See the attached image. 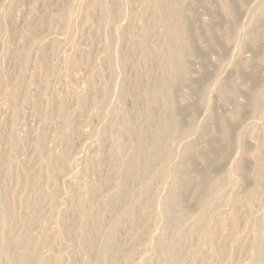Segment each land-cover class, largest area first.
Wrapping results in <instances>:
<instances>
[{
	"label": "rangeland",
	"instance_id": "obj_1",
	"mask_svg": "<svg viewBox=\"0 0 264 264\" xmlns=\"http://www.w3.org/2000/svg\"><path fill=\"white\" fill-rule=\"evenodd\" d=\"M207 1H209V2H207ZM223 1L224 0H222V1L221 0H185V8H184L185 12H184L183 27L185 28V30L188 34V37L192 41V44H193L194 49H195L194 53L188 54L186 57V63L188 64V74L190 73L188 75V77L190 78V80H193V79H195L196 81H202L203 80L201 82V85L203 87L211 84L214 86V88H213L214 90L212 89L208 93L209 103L205 109L197 105V103H196L197 100L195 98L198 97V96L196 97V95H198V94H196V93L194 94V92L191 90V88H190L191 83L183 84L182 86L180 85V86H178L179 88L176 87L173 90V92L171 94L170 101L172 102L173 106L176 109H178L177 112H178V119H180V127H182L183 130L184 129L187 130L188 133L185 134L183 137L176 136L173 149H174V152L177 156H176V158L172 159V161L167 163V164L166 163L164 164L163 162H159V160H154L153 161L154 163L157 161L154 164L153 162L149 161V159L147 158L145 150H144V152L142 151L141 155H140L141 158L139 160V166L140 167H146L145 168L146 174H145V172H142L143 173L142 175L145 174V175H148V177L147 176L143 177L142 175H140L137 178L136 177L132 178V176L127 177L125 174L122 175V170L120 168L121 159L117 158L119 153L121 155V157L119 155V158H123L124 155L125 156L128 155L129 151H130L128 143L125 140L126 139L125 134H124L125 125H123L124 121L122 119L120 120V113H123L124 111H126L125 113H128L130 110V112L128 114H125V113H123V114H124V116L126 115V118H128V119H129V115L131 114L132 117H130V120L131 119L132 120L131 121L128 119H125V120L130 121V122H132V121L135 122V120L137 118V121H141V123L138 122V124H142L145 122V124H142V126L144 125V127H147L149 130H151V128L153 129V127L156 124L160 123L162 120V116L164 115V108L162 107L161 102L154 99L155 100L154 103H153V101H150V102L148 101L149 102L148 103V102H144V100L140 99V100H138L140 102V104L136 105L137 104V96H136L137 94L136 93L138 92V95H139L142 91L145 90V88L149 87V84L151 86V82L153 81V79H155L153 74H155V77H156L158 74L166 72V70L164 71V69H167V67H168V65L166 63V61H167L166 55H165L164 49H163V41H164V36H162V35H164V32H162L163 29H161L159 24L155 25L157 23L154 20L153 12H151V11L149 12V10L146 11L144 9V7L142 6L145 1L144 0H111V2H109L110 6L108 4L109 10L112 9V10H110V12H112V13L120 12V14H122L121 15L122 17L120 16L121 18H116L117 19L116 22L114 21L113 25L110 24V26H112L110 29H109L110 26L105 27L104 22H103V16L98 15V14H100V12L97 8L96 9L93 8L94 10H92V8H91L90 11H88L89 8H87V10H86L85 9L86 7H84L85 6L84 4H86V3L83 4V2H82L81 4L83 7H81V9H82L81 10V13H82L81 17H83V18L81 19V17H80V20H82V22L81 21L78 22V23H80L78 26V28L79 27L80 28L78 29V28H76L78 23L75 24L76 26L72 25L71 22L68 23V21H71V18H68V21H66V20L60 21L59 17L62 15V13L64 11H65L64 12V14H65L66 12H68V9H70L69 11H72L71 9L78 7V5H80L79 0H0V22L2 21V23H4V26H5V30L3 32H0L1 33L0 34V37H1L0 38V77H1L0 79H1V81H2V78H4L3 79L4 81H2V84L0 85V89H1L0 90V162H1L0 163V209L5 211V213H6L5 227L3 228V230L0 227V237H1L0 238V240H1L0 241L1 242L0 243V252H1L2 247L5 245V243L9 242V240L12 241V239H14V238H17V239L20 238V240H21V237H22L23 241L21 240V243H19V249H20L19 251L29 250L28 248L31 249V247L33 248L34 245L37 243V241L42 242L43 247H41L40 249L42 251V259L43 260L41 259V261H45V259L48 258L47 256H49L50 260L52 259V261H53V262L49 261L51 264H61L62 263L61 261H63L64 264H67V263L69 264L70 262L71 263L76 262L78 264L80 262V264L81 263L83 264L85 261L87 262L90 258L92 259V256H88L85 254L83 255L82 250L81 251L79 250L81 248L79 246V239H78L79 234H77V232L80 233V231H81L80 229L82 227H84V224H85V226L87 225L86 227H88L87 229H89V230L90 229L92 230L93 228L96 229V231H95V229H93L92 231H93V233H94V231L97 232L96 238H98L100 241H102V240L104 241L105 235L107 233L109 234V231L112 228L111 226H113V227L115 226V228H114L116 230L115 234L118 237L114 236V237H112V239L110 241V243L113 242V243H111L110 246H112L111 248L115 247L112 250L115 253L112 252L113 257H112V260L110 261L111 263H108V264H114V262H117L115 264H138V263L140 264L141 262L143 264H146L147 261H148L147 263L153 262L154 258L157 259V260L155 259V261L159 260L160 264H170V263L176 264L177 263L176 261H179L177 264H180V260H179V258H177V256H179L177 254V252H179V254H180L181 251H182V254L180 255V258H182V260H181L182 264H188V263L192 264V262H194V264H195L196 261H197L196 262L197 264H198V262H201V263L204 262V264H209V263L210 264H263L264 263V234H262V232L264 230V228H263L264 227L263 226V224H264V193H262L263 194V195H261L262 197L261 196L259 197V199L257 200L258 202L256 201V203H254L252 205V207H253L252 210H254V213H251V215H249V218L245 215H244L245 217L243 215H241L242 217L240 218V220L242 223L240 222V220H239L240 223L238 222L239 227L240 226L241 227L240 228L238 227L239 229L236 232L235 231H232V233L229 232V231H231L229 229V226H225L222 223V220L224 218H227V215L229 216L234 212V210H233L234 208L232 209L234 202H236L238 200V202L241 201L240 203H242V204L244 203L243 205H245V202H246L245 200H247L249 192L251 191V189H249V188L253 187L252 175L258 172L257 171L258 170L257 164L260 161L259 158L262 159L260 162L264 163V160H263L264 150L262 151L263 153L261 152L262 155L259 152V154H258L259 156H258V155H256V149H254V148L258 147V146H256V145H258L257 144L258 142L260 143L261 140L264 141V111H263L264 107L262 108V110L260 112L259 118L249 119L251 117L249 115H248L249 117H247L246 112H245V114L243 113L245 111L244 110V102H245L244 99L245 98H243L244 96H241V94H240V97L238 95V97L236 98L237 99V106L239 107L238 109L232 103H230L231 105L229 107L228 102L226 103L223 100H221L220 96L218 98V95H219L218 89H217L218 85L216 82V81H218L220 83L221 82L222 83L227 82L228 76H230V78H232L234 76V74H235L234 63L235 62L237 63V67H239V68L241 67V69H243V70H241V72H242V71H244V68L242 66L244 64V63H242L243 61H246L249 58H251V61H256V60H258V58H260L259 57V55H260L259 50L258 49L255 50V48H253V47H251V45L247 44L246 43L247 41H245L246 39H245L244 35L246 34V31L248 30L247 25L254 23L259 17H261V12H262L263 8H262V5L260 6L258 3L261 0H251V1L250 0H238V1L237 0H228L231 4L233 1H235V2H233L232 5H234V7L237 9V12H236L237 15L235 13V15L232 18L234 20L235 24H232V19L230 20V19L226 18L227 21L225 19H223L225 16V13L222 12V10L220 9V6H221ZM239 1H242V2H239ZM245 1L247 3H245ZM255 2H257L258 4L257 3L255 4ZM68 5H70V6L68 7ZM64 6H67L68 9L65 10L63 8V10H64L63 11V10H61L62 9L61 7H64ZM255 6H257V7H255ZM67 7H65V8H67ZM72 7H74V8H72ZM242 8L243 9L245 8V10H243ZM96 10H98V11H96ZM117 10H119V11H117ZM6 12H7V14L5 15ZM60 12H61V14H60ZM87 12H90L92 15H90V13H87ZM145 12H149V13H145ZM51 14L53 16L56 14L57 17L54 18L56 15L54 17H52ZM113 15L115 16L116 13ZM150 15H152L153 18ZM69 16H70V13L68 12V17ZM53 18H54V20H53ZM150 19L152 20V22ZM46 20H47V22H46ZM55 20H57L58 22L60 21L61 23H58L59 24L58 25ZM49 21H50V23H53V25L50 24ZM62 21H63V24H62ZM64 22H67V23H64ZM44 23H47L48 26L50 25L49 29H48L47 24H46L47 27L44 26ZM145 23H146V25H145ZM147 23L151 24V25H148ZM62 25H63V27H62ZM225 25H226V27H225ZM72 26H74V28ZM147 26H149V27L151 26V28H149V30L151 29V31L148 30ZM60 28L61 29L63 28V29L59 30ZM76 30H79V31H76ZM143 30L145 32L144 34H142ZM260 30L264 31V28L261 27ZM59 31L62 34H60ZM9 32H10V34H9ZM11 33H12V36H10ZM31 33L33 35H31ZM67 33H69V35H71L70 36L71 40L67 39V36L69 38V35ZM110 33H111V35H110ZM146 33L147 34L149 33L147 35V37L145 35ZM161 33H163V34L161 35ZM237 33L239 34V36L237 38H234L232 40V42H230L229 44H224V39L226 37L232 38ZM72 35L74 36V38ZM143 35H144V37H143ZM210 35L213 38H215V40L214 39L212 40L213 43H216V42L219 43L217 45V46H219L218 48H214L212 46L213 45L212 41L209 39ZM9 36L11 38H9ZM59 36H60V38H59ZM111 36H112V38H111ZM160 39H163V40L161 41ZM6 40H9V41H6ZM10 40H12V41H10ZM52 40H54L53 41L54 43H52L53 46L54 45L56 46L57 44H59V45H57L58 47L52 46V44H51ZM57 41H58V43L55 44ZM106 41H107V44H106ZM161 42H162V44H161ZM6 43H9V44H6ZM141 43H142V45H141ZM103 44H104V46L107 45L105 49L103 47ZM143 44L145 46H143ZM140 45L142 46L141 49H140ZM241 46H242V48H240ZM110 47L112 48L111 50H110ZM144 48L146 49V51L144 50ZM147 48H149V49H147ZM24 49H25V51H24ZM26 49H27V51H26ZM138 49H140V50H138ZM162 49H163V52H162ZM141 50H142V52H141ZM23 51L25 53L28 52L29 55L25 54ZM110 51L112 54V55L110 54L111 57L108 56L109 55L108 53ZM145 52H147L149 54L145 55ZM104 53H106L107 55ZM150 53H151V55H150ZM253 53H254V55H253ZM41 54H43V56H40ZM103 54L106 55L105 56V62L109 63L110 65L108 64V66H107L106 63L104 62V60H102V59H104ZM255 55H256V58H255ZM21 56H23V57H21ZM24 56L26 57V59H24L25 58ZM151 56H152V58H151ZM155 56H156V58H154ZM108 57L110 59L109 60L107 59L108 60L107 61L106 58H108ZM20 58L22 60H20ZM252 58H255V59H252ZM146 59H148V60H146ZM149 59H150V62H149ZM144 60H145V62H142ZM151 61H153V62H151ZM248 61H250V59ZM21 62H23V64ZM142 63H144V65ZM236 63H235V65H236ZM149 64H150V66H148ZM95 65H97V66H95ZM102 66H104L105 69ZM144 68H146V69H144ZM100 69H101V71H100ZM148 69L151 73L148 71ZM161 69L163 72H161ZM262 69L264 70V67L260 66V68H259L260 73L263 72ZM1 71L3 73H1ZM109 71H110V73H109ZM156 72H158V73H156ZM233 72H234V74H233ZM148 73H149V75H148ZM231 74H232V76H231ZM137 78H138V80H137ZM151 78H153V79H151ZM199 78H201V80ZM224 78L226 79V81ZM230 78H228V79H230ZM139 80L141 82H139ZM3 83H6V84H3ZM137 83H139L140 86H138L139 84L136 85ZM206 83H208V84L206 85ZM121 84H123V85H121ZM125 84L126 85L129 84V85L126 86ZM141 84H143V85H141ZM124 85L130 89V90H127L126 93H125V89H128V88L124 87ZM2 86H3V88H1ZM121 86H123L124 88H122ZM129 86L132 87V89ZM14 87L17 89H15ZM137 87H139L138 88L139 90H137ZM121 88L124 90H122ZM120 90H122L124 92H121ZM9 91L11 92V94L9 95V96H11V97H9L11 101L7 97ZM128 91L131 93H129ZM104 93L107 95L104 96ZM122 93H123V95H121ZM134 93L136 95H133ZM216 93H217V95H216ZM126 95H127V97H125ZM120 96H122V97H120ZM128 96H129V98H128ZM123 97H125V99ZM131 97H136V98L132 99ZM79 98H80V101H78ZM95 99H96V101H95ZM102 99L104 102L101 101ZM121 99H122V101H121ZM131 99H132V101H131ZM97 100H99V101H97ZM238 100H239V102H238ZM94 101L96 103H94ZM125 101H127V102H125ZM135 101H136V103H135ZM100 102H102V103H100ZM118 102L119 103L121 102V103L119 104ZM151 102H152V105H149V104H151ZM121 104H123V105H121ZM124 105H126V106H124ZM143 105L144 106L147 105V106H149V108L147 106L145 108ZM117 106H118V108L120 106L121 108H119V109L122 111L117 109ZM133 106H134V108H133ZM62 107H63V109H62ZM127 107H128V109H127ZM112 108H113V112L111 110ZM135 108H137V109H135ZM151 108H152V110H150V113H149V109H151ZM155 108H156V110H155ZM14 109L18 110V111H15ZM139 109H140V112L138 111ZM180 109H181V111H180ZM236 109L240 111V114L243 113V115L241 114L240 115L241 117L239 116L240 120H237L236 122L230 121V124L233 127V131H234L233 135L236 133L233 137V145H232L233 147H231L233 149H230V151H228V153H227L229 155L228 160H226L222 163H213L212 168L209 171L210 172L209 177H211L210 180L212 179L211 181H214V180H220L221 181V187H220V189H219L220 191L218 193L219 199H217V202L215 200L214 201L215 203L211 202L206 207H204L205 208L204 210H202V218H204L205 220L207 219L206 221L205 220L204 221L208 222L211 226L212 225L214 226L215 223L217 225H220L217 227L214 226V227H216V231L218 230V232H217L218 236L220 234L219 232L223 233V234H221L222 239L216 235V232L214 234V236H215L214 238L218 237L217 241L215 239L214 240L219 245L221 243L220 246H222L219 249H216V251H215L214 250L215 248H212V247L210 248L208 246V244L206 245V243H201L203 245V247H202V245H200V243L197 242V240H195L193 238L195 236V238L197 237L196 239H198L199 236H197V235H199L200 232L198 229H196L195 226L198 227L200 225L199 223L201 221H203V219H201V221L195 220L196 215L199 216L198 214L200 213V209L198 208V205H196V203H194V202H191L192 204L189 202L185 203L188 207L190 205V208H188L189 212L184 217L180 218L179 224H177L178 226L176 225L177 226L176 228H175V226L171 227V228L165 227L166 226L164 223L165 222V219H164L165 215L161 214V213H163L166 209H165V206H162V205H164V199H165V196L167 195L166 193L168 192V190H170V185H171V181H172V172H171L173 169L172 166H174V163L178 160V153H180L186 147V145H187V147H189L188 145H193V144H194V146L201 145L200 142L203 141V138H206L207 140L217 138V136H216V134L218 133L217 132L218 131L217 123L219 125L221 120L222 121L225 120L224 118H226V119L229 118V119L233 120V117H231V115L236 111ZM64 110H65V112H64ZM133 110L134 111L137 110L136 113L139 117L136 116L134 113L132 114ZM13 111L15 112L13 115H15L17 117L12 115ZM61 111H63V112H61ZM117 111L118 112L120 111V113H118ZM146 111L148 113H146ZM66 112L68 115L64 114ZM62 113H63L62 120L65 119L64 120L65 122L63 121V123L61 122L62 120L60 119V117H62V116H60V115H62ZM112 113H113V115L111 116ZM159 113L161 116L159 115ZM161 113H163V114H161ZM149 114L151 115L152 119L154 118V120H153L154 123L153 122L149 123V121L147 120V117ZM74 115L75 116L77 115V116L75 117ZM66 116L67 117L69 116V117L67 118ZM116 116H118V117H116ZM242 116H243V118H245L244 120H243ZM13 117L15 120H13ZM246 117H247V119H246ZM260 117H262L263 119H260ZM134 118H135V120H134ZM67 119H70V120H67ZM155 119L158 121L157 123L155 122L156 121ZM229 119H227V120H229ZM257 120H259V122ZM252 121L255 122L254 124H256L258 122L257 124H259V126L261 124L260 128H258L259 127L258 125H255V127H254V124H252L253 123ZM109 122H111V123L109 124ZM232 122H234V123L232 124ZM250 122H252V123H250ZM69 123H70V125H69ZM71 123H73V124H71ZM249 123H250V125H248ZM62 124H64V126L61 127V129H62L61 130L60 126H62ZM65 124H66V127H65ZM262 124H263V128H262ZM114 125L117 128L114 127ZM149 125H150V127H149ZM151 125H153V126H151ZM246 125H247V127H246ZM48 126L50 127V129ZM206 126H207V128H206ZM204 127H205V134H204ZM216 127H217V129H216ZM110 128H112V129H110ZM261 128L263 131L261 130ZM59 129L62 133L60 131H58ZM243 130H244V132H246L245 135H244ZM54 132H57L58 134L56 135V133H54ZM119 133H122V134H119ZM252 133L254 135L253 137L256 138L257 142H256V140L252 141L253 139H255V138L250 137V136H252ZM42 134H43L44 143L42 142L43 144H41V143L39 144L38 140L40 139V137H42L41 136ZM62 134L64 137L61 136ZM203 134L205 135V137ZM120 135H122V136H120ZM246 135H248L247 136L248 138L246 137ZM201 136H203V138H201ZM262 136H263V139H262ZM58 137H59V140H58ZM10 138H11V140H10ZM117 138L119 139V141H117L118 140ZM115 139H117V140H115ZM122 139H124V140L122 141ZM72 141H74V142H72ZM114 141H115V143H114ZM18 142L21 144V146H19L20 144ZM47 142H49V143H47ZM51 142H53V143H51ZM36 143L39 146L38 145L36 146L35 145ZM44 144H45V146H44ZM122 144H123V146L120 147V145H122ZM15 145H16V148L18 149L17 151L15 149ZM69 145H71L72 147ZM116 145H117V148H119V149L116 148ZM64 149H65V151H63ZM71 149H72V151H71ZM123 150H125L124 155H122V152H124ZM126 150H128V151H126ZM11 151H12V153H11ZM115 151H117L118 153ZM213 151H215V150H213ZM48 152H49V155H48ZM64 152L66 153V155ZM110 152H113V155H111ZM244 152H246L245 153L246 156H243ZM32 153H33V155H32ZM40 153H41V155H40ZM43 153L45 156L43 155ZM253 154H255V156H256L255 159H253ZM32 156H34V157H32ZM51 156L54 158H52ZM96 156H98V157H96ZM103 156H104V158H103ZM108 156H109V158H108ZM113 156L116 157V160H114L115 158ZM45 157L46 158L49 157L50 160L46 159ZM60 157H62V158H60ZM65 157L66 158L68 157L67 158L68 160L65 159ZM95 157H96V159H95ZM35 159H36V162H35ZM54 159L57 162V163L55 162V164H54ZM60 159H61V162H60ZM89 159H91V160H89ZM104 159L106 162L104 161ZM117 159L120 160L119 161L120 165L118 164L119 166L116 164V163H118ZM95 160L96 161L98 160L99 162L98 161L96 162ZM37 161L40 163L38 164ZM237 161L240 162L242 165L244 164L243 168H245V169L247 168L246 170H247L248 174H246V176H244V179H242L244 181H242L240 179L237 185H233L231 183V179L229 177L228 170H229L230 165H232V163L237 162ZM47 162L49 163L48 165H47ZM52 162H53V164H52ZM66 162H68V163H66ZM252 162H254V163L252 164ZM112 163H113V165H112ZM150 163L151 164L153 163L152 166H150L151 165ZM34 164H35V166H34ZM56 164H58V166ZM62 164L65 166L66 170ZM96 164H98L99 167H98V165L96 166ZM55 165H56V167H55ZM60 165L62 167H60ZM159 165H161V166H159ZM167 165H168V168H167ZM22 166H24L25 169L22 168ZM94 166H96V167H94ZM105 166H107V167H105ZM200 166L201 165L199 162L194 163V167L191 168V170L192 169L193 170L189 171V173L192 172V173H190V176H192V177L198 176L199 172L197 173V168ZM48 167H49V169H52V167H53V169L50 172H47V171H49ZM55 168L61 169V171L59 172L58 169H55ZM95 168H99V169H95ZM109 168L112 170V172ZM153 168H154V170H153ZM164 168H165V170H164ZM101 169H102V172H100ZM103 169H104V171H103ZM194 169H196V170L194 171ZM94 170L97 173H94L95 172ZM246 170H244V171H246ZM52 171L53 172L55 171L56 173L54 172L55 173L54 174V173H52ZM254 171H255V173H254ZM11 172H13V173L11 174ZM15 172H17L18 174ZM156 172H157V174H156ZM194 172L196 175L194 174ZM249 172H251V173H249ZM14 173L17 175H15ZM57 173H59V174H57ZM111 173L114 174V176L111 175ZM116 173H118V175ZM51 174H53V175H51ZM61 174H63V175H61ZM95 174H97V175H95ZM150 174H152V175H150ZM164 174L166 175V180L162 179V175H164ZM56 175H57V178H56ZM65 175H66V178H65ZM119 175H120V178H122V179L127 178L126 179L127 182H126V180L124 182V180L119 179ZM141 176H142L143 180L141 179ZM130 177H131V179H130ZM249 177H251V178H249ZM159 178H160V180H159ZM16 179H18V180H16ZM27 179H28V181H27ZM137 179H139V181ZM23 180H24V182L22 183ZM118 180H120V181H118ZM140 180H142V181H140ZM109 182H112L111 185L108 184ZM116 182H117V184H115ZM21 183H22V186H21ZM133 183L135 184V186ZM112 184H115V187H112V186H114ZM136 184H138L139 187H136L137 186ZM147 184H148V187H147ZM29 185H31V186H29ZM127 185H129V186L127 187ZM19 186H21V187H19ZM98 186H99V188H98ZM117 186H118V188L121 187L122 189L119 188L120 189L119 190L118 188H116ZM91 187L93 190L95 188L94 192H96V193L92 194L93 196L87 192L88 189H90ZM38 188H39V190H38ZM141 190L145 191L146 193L149 192L150 194L149 193H147V194L143 193V192H141ZM9 191H10V193H9ZM37 191H39V192H37ZM118 191H119V193H118ZM128 191H130V192H128ZM121 192L123 193V196H122ZM263 192H264V189H263ZM98 193H100V194H98ZM101 193H103V195L108 194L106 196L107 198H105V199H107V201H108V199L110 198V201H108L109 203L105 202L106 200L103 201L105 195L103 196ZM142 193L146 194V195L144 196ZM247 193H248V195H247ZM6 194H8V195H6ZM111 194L113 196H111ZM114 194L115 195L118 194L117 196H119V199ZM129 194H131V195H129ZM138 194H139V196H138ZM245 194L247 196H245ZM44 195H46V196L44 197ZM57 195L59 197H57ZM84 195H85V197H84ZM125 195L127 196V200H125V198H124V197H126ZM47 196H48V198H47ZM52 196H53V198H52ZM87 196L90 198V202H92V197H93L94 203L93 202L90 203V206L87 209L88 212L86 213V215H84V213H83L84 211H82V209H83L84 205L86 204V202H84V201H86ZM129 196H132L131 199ZM141 196L142 197L144 196L143 197L144 199ZM158 196H161V197L159 198ZM88 197H87V200L89 199ZM100 197H101V201H100ZM244 197H245V199H244ZM138 198H140V199H138ZM148 198H149V201H148ZM235 198H237V199H235ZM46 199L49 200V203L47 202ZM55 199H57L56 201L58 203L55 201ZM98 199H99V201H98ZM135 199L137 200V202L135 201L136 205L133 202ZM40 200H41V202H40ZM123 200H125V203H124L125 209L123 206ZM138 200H139V202H138ZM42 201L43 202L45 201V202L43 203ZM126 201H128V202H126ZM146 201H147V203H146ZM34 202L36 204H34ZM110 202H112V203H110ZM152 202L155 204H152ZM6 203H8V204H6ZM120 203H122V204H120ZM10 204H11V206H10ZM101 204H102V206H101ZM112 204H114V205H112ZM116 204H117V206H116ZM127 204H128V207H126ZM5 205H6V207H5ZM108 205H110V206H108ZM121 205L123 206V208ZM154 205H156L157 207H155ZM8 206H9V208H8ZM111 206L113 207L112 209H110ZM191 206H193L194 208ZM45 207H46V209H45ZM106 207L109 208L110 211L106 210ZM154 207H155V209H154ZM25 208H27L26 209L27 211L25 210ZM77 208L79 210H77ZM117 208H119V210ZM133 208H134V210H133ZM53 209H55V210H53ZM89 209L94 210V212H92L93 214L90 213L91 210H89ZM96 209H97V211H96ZM113 209H114V211L117 212V213L115 212L116 214L114 213ZM38 210H39V212H38ZM127 210L130 211L129 214H125V212L126 213L128 212ZM135 210L138 212L136 213ZM25 211L27 214H29L27 217V220H26V216H25L26 214H24ZM80 211L82 212L81 214H79ZM107 211H109V212H107ZM112 211L114 214L112 213ZM120 211L124 212V213L119 215L121 213ZM48 212H51V213H48ZM96 212H98V213H96ZM221 212H223V213H221ZM45 213H47V214L45 215ZM103 213H104V215H102ZM156 213H158L159 215L158 214L156 215ZM203 213H205V216H203ZM23 214H24V216H23ZM49 214H51V215H49ZM75 214H77V215H75ZM78 214L80 217L78 216ZM95 214H100V215H95ZM123 214H125V216ZM178 214L179 213H177V215ZM216 214H218V216ZM252 214H254V215H252ZM47 215H49V216H47ZM81 215H82V218H81ZM88 215L90 217L92 216L91 217L92 224L90 222V218ZM86 216H88V217H86ZM97 216L99 219H97ZM122 216H124V220L126 221V223H125V221H123ZM192 216H194L195 218ZM29 217H31V218H29ZM38 217H39V219H38ZM85 217H86V219H85ZM93 217H95V218H93ZM117 217L119 218L120 221L116 219ZM161 217H163V220ZM32 218H33V221H32ZM34 218H36V219H34ZM87 218H88V220H87ZM191 218H193L194 220ZM185 219H187V220H185ZM250 219H252L253 222ZM23 220H25V221H23ZM44 220H46L47 222ZM80 220H81V222H80ZM85 220L88 221V223L90 222V224H86ZM43 221H44V223H43ZM99 221H100V223L98 225ZM104 221H105V223H104ZM133 221L134 222L137 221V222H135L133 224ZM195 221H196V223H195ZM210 221H212V222H210ZM254 221H255V223L258 222V224L260 223V225L263 226V227H261V230L263 229L261 232V237H262L260 239L261 241H259V238L253 234L251 225L254 224ZM75 222L77 223V225H79L81 223L79 225L80 227L76 226ZM94 222L95 223L97 222V225ZM111 222L114 225L111 224ZM8 223H10V225ZM29 223L32 225H28ZM62 224H63V226H62ZM93 224H94V226H93ZM100 224L103 227L100 226ZM109 224H111V226ZM192 224H193V226H191ZM194 224H195V226H194ZM8 225L11 228L15 225L13 227L15 230L14 229L11 230V228L9 227L10 230L8 231V229H9ZM88 225L90 227L91 226H93V227L90 228ZM136 225H138V226H136ZM246 225H247V227H245ZM36 226L38 229H36ZM41 227H44L43 228L44 230ZM63 227H65V228L63 229ZM194 227H195L196 233L194 231ZM46 228H48V231ZM98 228H99L100 236H98V231H97ZM217 228H219L220 231ZM226 228H228L229 231ZM45 229H46V231H45ZM74 229H76V230L74 231ZM77 229H79L80 231L79 230L77 231ZM223 229H225V233L223 232L224 231ZM17 230L20 234L17 233ZM24 230H25V232H24ZM40 230H41V235H38L37 232H39ZM64 230H66V233H68V236H66ZM100 230H102V231L100 232ZM246 230H248V231H246ZM249 230H251L250 233H249ZM4 231H6V232L4 233ZM44 231L46 234L49 232L47 234L48 236H46ZM57 231H59V232H57ZM132 231H134L135 233ZM142 231H143V233H142ZM227 231L231 234L228 233L229 235L227 234V236H225ZM244 231H246V232H244ZM8 232H10L12 239L8 240V238H10V235ZM29 232L31 235L29 234ZM31 232H33V233H31ZM34 232H36L39 239L37 238V235L34 234ZM124 232H126V233L129 232L128 233L129 236H128V234L126 235V233H124ZM6 233H8V234H6ZM11 233H13V234H11ZM14 233L16 235L17 234L18 235L16 236V235H14ZM69 233H70L71 237H69L70 236ZM117 233H118V235H117ZM236 233H237V235H236ZM242 233H243V235H242ZM5 234H6V236H5ZM44 234H45V236H43ZM56 234L57 235L59 234L57 236V238L59 237L58 239H56ZM165 234L167 236H165ZM246 234L248 235V237ZM52 235H54V236H52ZM132 235H134V236H132ZM51 236L54 240H52ZM65 236H66V239H65ZM74 236L76 238V241H75V238L73 241ZM107 236L108 235H106V237ZM190 236H192V237H190ZM223 236H225V241H224ZM236 236H237V239H236ZM41 237H42V239L47 238V240H45L46 245L43 243ZM44 237H46V238H44ZM158 237H161V239H163L164 241L162 240L163 241L162 242L161 239ZM164 237L165 238L167 237L166 238L167 241L165 240ZM26 238H27V240H26ZM71 238H72V241H71ZM226 238L228 240H226ZM229 238L230 239L234 238L231 240L234 242H231ZM30 239H31V241H29ZM35 239H36V242H35ZM48 239H50L51 241H54L55 243L58 242L57 244H59V245L55 244L54 242H52V244H49ZM137 239H139V240H137ZM158 239H159V241H158ZM218 239L220 240V242ZM99 240L96 239V242L98 243L97 244L98 246H101L103 241H102V243L101 242L99 243ZM194 240H195V243H194ZM235 240H236V242H235ZM157 241L158 242L161 241L162 245L166 243L165 244L166 249H165L164 245H163V248H164V250H167V251H161V253H160V250L157 247V245L159 244ZM251 241L252 242L257 241V246L252 248L253 246L250 245ZM30 242H31V244H34V245L31 246ZM74 242H76V243H74ZM150 242L151 243L156 242V243L155 244L152 243L153 246H151L152 244ZM184 242L186 244H184ZM224 242H227L228 244L227 243L224 244ZM230 242L233 244H231ZM22 243H25V244L23 245ZM53 243L58 247H55V245H53ZM179 243H180V246H182L181 251H180L181 247L179 246ZM222 243H223V245H222ZM76 244H77V246L74 247V245H76ZM175 244L177 246L174 247ZM235 244H236V246H235ZM237 244H239V245L237 246ZM51 245L53 246L52 247L53 249L51 248ZM63 245L67 249H64L65 247ZM120 245H122L121 248H120ZM224 245H226V246H224ZM229 245L231 246V248ZM241 245H243V246H241ZM123 246L124 247L126 246V247L124 248ZM228 246H229V248H228ZM54 247L56 248L57 251L55 250ZM169 247H170V249H169ZM176 247L177 248L180 247V248L177 249ZM204 247H206V248H204ZM77 248H78V250H77ZM174 248L176 249V251L174 250ZM193 248L195 250L198 249V251H195ZM201 248L203 251H204V249L207 251V248H208V252L206 253V251H205V255H204ZM221 248L223 251H224L223 248H225V251L227 250L226 253H225V251L221 252L222 251ZM235 248L237 250L236 252H234ZM239 248H241L240 253H239ZM242 248L246 249V250H242ZM61 249H62V251H61ZM116 249H119V251ZM154 249H156L157 251L156 250H155L156 252L153 251ZM183 249H184V251H183ZM187 250H188V252H187ZM241 250H242V252H241ZM50 251L52 252V254ZM79 251H80V253H79ZM173 251H175V252H173ZM218 251H220L221 255L219 254ZM125 252H126V254H125ZM172 252L176 253V254H173ZM186 252H187V255H186ZM192 252H195L197 255L194 256L195 253L193 255H191ZM200 252L202 254H199ZM217 252H218V255H215L214 253H217ZM46 253H47V255H46ZM69 253H71V257L74 258V256H76L77 259L78 258H81V259H78V260L76 258L72 259L70 257ZM208 253L210 254L209 256H208ZM64 254H66L67 257H65L66 255L64 256ZM80 254H82V257H80L81 256ZM160 254H161V256H160ZM206 254H207L208 258L206 257ZM223 254H224V257H223ZM55 255H56V257H54ZM145 255H147V256H145ZM175 255H177V256H175ZM213 255H215V256H213ZM173 256H175L176 258ZM198 256H199V259L195 258ZM216 256H217V259H215ZM158 257H159V259H158ZM172 257H173L174 262L173 261L171 262ZM200 257H203V258H200ZM49 258H48V260H49ZM62 258H64V259L62 260ZM66 258H68V259L66 260ZM127 258L128 259L131 258V262H132V260H134V258H136V259L131 263L130 260H128ZM206 258L208 259V261ZM69 259H70V261H69ZM117 259H118V261H117ZM175 259H178V260H175ZM192 259L193 260L195 259L196 261L195 260L193 261ZM56 260H57V262H56ZM123 260H124V262H123ZM125 260H128L126 262H129V263H126ZM209 260H211V262ZM59 261H60V263H59ZM119 261H120V263H119ZM49 262H48V264H50ZM3 263L9 264L8 261L5 258H3L2 254L0 253V264H3ZM41 263L44 264V262H41Z\"/></svg>",
	"mask_w": 264,
	"mask_h": 264
},
{
	"label": "bare ground",
	"instance_id": "obj_2",
	"mask_svg": "<svg viewBox=\"0 0 264 264\" xmlns=\"http://www.w3.org/2000/svg\"><path fill=\"white\" fill-rule=\"evenodd\" d=\"M109 0H79V3H80V5H78V7H76V8H74V7H72V8H74V9H71L72 11H69L70 9H68V7L70 6V5H68V7L67 6H64V7H61L62 9L61 10H63V8L66 10V9H68V12L70 13V16L68 17V12H66L65 14H64V12L62 13V15L59 17V20L61 21V20H63V21H68V18H71V21H68V23L69 22H71L72 23V25H75V24H77L78 22H82V20H80V17H81V7H83L82 6V2H83V4L84 3H86V4H84L85 6L84 7H86L85 9L87 10V8H89V10L88 11H90V9L92 8V10H94V9H98L99 10V12H100V14H98V15H102L103 16V22H104V25H105V27H109L110 26V24H114V21L116 22V18H121L122 16V14H120V12H115L116 13V15L114 16L113 14H115V13H112V12H110V10H112V9H110L109 10V7H108V4H109V6H110V3L109 2H111V0L108 2ZM145 2H144V4L142 5L143 7H144V9L146 10V11H148L149 10V12L151 11V12H153V15H154V20H155V22L157 23V24H155V25H158L159 24V26L161 27V29H163V31L162 32H164V35H162L163 33H161V35L162 36H164V41H163V49H164V53H165V55H166V63H167V65H168V67H167V69H164V71L166 70V72H164V73H160V74H158L156 77H155V74H153L154 75V78L155 79H153V78H151V79H153V81L151 82V86H150V84H149V87L148 88H145V90L144 91H142L139 95H138V92L135 94H133V95H136L137 96V104L136 105H139L140 104V102L138 101V100H144V102H150V101H153V103L155 102V100H157V101H160L161 102V105H162V107L164 108V115L162 116V120H161V122L160 123H158V124H156L154 127H153V129L151 128V130H149L147 127H144V125L142 126V124H145V122L144 123H142V124H138V122L139 123H141V121H137V118H136V120H135V118H134V120H135V122L134 121H132V122H130L131 120H130V117H132V115L130 114L129 115V119L128 118H126V115L124 116V114L123 113H125L126 111H124L123 113H120V111H122V110H120L119 108H121L120 106H119V108H118V106H117V109H119L120 111L118 112V113H120V120L122 119L123 121H124V124L123 125H125V127H124V134H125V140L127 141V143H128V146H129V154L128 155H124V153H125V150H123L124 152H122V155H124V157L123 158H119V155H120V153H119V155H118V159H121V166H120V168H121V170H122V175L123 174H125L127 177H129V176H132V178L133 177H139L140 175H142L143 173L142 172H145V168L146 167H140L139 166V160H140V158H141V152L143 151L144 152V150H145V152H146V156H147V158L149 159V161H151V162H153L154 160H159V162H163L164 164L166 163H169V162H171L172 161V159H174V158H176V154H175V152H174V149H173V146H174V142H175V138H176V136H178V137H183L185 134H187L188 133V131L187 130H183L182 129V127H180V119H178V112H177V110L178 109H176L174 106H173V104H172V102L170 101V98H171V94H172V92H173V90L177 87V88H179L178 86H182L183 84H187V83H191L190 84V88H191V90L194 92V94L196 93V94H198V95H196V97L197 98H195L197 101H196V103H197V105L198 106H200V107H202V108H206L207 107V105H208V103H209V98H208V93L214 88V86L213 85H211V84H209V85H207L208 83H206V85L207 86H202L201 85V82L203 81H196L195 79H193V80H190V78L188 77V75L190 74H188V64L186 63V57H187V55L188 54H192V53H194V51H195V49H194V46H193V44H192V41L189 39V37H188V34H187V32H186V30H185V28L183 27V22H184V12H185V10H184V8H185V0H144ZM222 1V0H221ZM238 1V0H237ZM251 1V0H250ZM207 2H209V1H207ZM233 2H235V1H233ZM233 2H232V4H233ZM239 2H242V1H239ZM244 3V2H243ZM245 3H247L246 1H245ZM257 2H255V4H256ZM259 3V5L261 6L262 5V12H261V17H259L254 23H252V24H248L247 25V27H248V30L246 31V34L244 35L245 36V41H247L246 43L247 44H249V45H251V47H253V48H255V50L256 49H258L259 50V53H260V55H259V57L260 58H258V60H256V61H251V58H249L250 59V61H248V60H246V61H243L242 63H244L242 66H243V68H244V71H242L241 72V70H243V69H241V67L239 68V67H237V63H236V65H235V63H234V67H235V74H234V72H233V74H234V76L232 77V78H230V76H228V78H230V79H228L227 78V82H218V81H216L217 82V85H218V87H217V89H218V98H219V96H220V98H221V100H223L224 102H228L229 104V107H230V103H232L235 107H237V109L239 108L238 106H237V97H238V95H239V97H240V94H241V96H244L243 98H245L244 99V114H245V112H246V115H247V117H251V118H249V119H252V118H254V119H256V118H259V115H260V112H261V110H262V108L264 107V70L262 69V71L263 72H259V68H260V66L262 67H264V31L262 30H260L261 29V27L262 28H264V0H261L260 2H258ZM257 3V4H258ZM228 0H224L223 2H222V4H221V6H220V9L222 10V12H224L225 13V16H224V18L223 19H225L226 20V18L227 19H232L233 18V16L235 15V13L237 12V9L234 7V5H232ZM236 4V3H235ZM242 4V3H241ZM243 5V4H242ZM247 5V4H246ZM253 5V4H252ZM63 6V5H62ZM238 6V5H237ZM65 7H67V8H65ZM255 7H257V6H255ZM254 7V8H255ZM9 8V7H8ZM94 8V9H93ZM111 8V7H110ZM118 9V8H117ZM243 9V8H242ZM252 9V8H251ZM258 9V8H257ZM98 10H96V11H98ZM116 10V9H115ZM220 10V11H221ZM243 10H245V8L243 9ZM253 10V9H252ZM256 10V9H255ZM117 11H119V10H117ZM121 11V10H120ZM10 12V11H9ZM92 12V11H91ZM149 12H145V13H149ZM244 12V11H243ZM58 13V12H57ZM87 13H90V12H87ZM102 13V14H101ZM7 14V12L5 13V15ZM60 14H61V12H60ZM151 14V13H150ZM223 14V13H222ZM50 15V14H49ZM52 15V14H51ZM56 15V14H55ZM54 15V16H55ZM90 15H92L91 13H90ZM236 15H237V13H236ZM53 15H52V17H54ZM121 16V17H120ZM151 17H152V15H150ZM223 16V15H222ZM260 16V15H259ZM57 17V15L54 17V18H56ZM221 17V16H220ZM54 18H53V20H54ZM83 17H81V19H82ZM153 18V17H152ZM222 18V17H221ZM52 19V18H51ZM119 20V19H118ZM151 20V19H150ZM56 22H57V24L58 23H61L60 21L58 22L57 20H55ZM63 21H62V24H63ZM227 21V20H226ZM46 22H47V20H46ZM52 22V21H51ZM54 22V21H53ZM151 22H152V20H151ZM154 22V21H153ZM234 22V20L232 19V24H235V22ZM49 23H50V21H49ZM64 23H67V22H64ZM70 23V24H71ZM223 23V22H222ZM221 23V24H222ZM46 24L47 23H44V26L45 27H47L48 26V24H47V26H46ZM50 24H52L53 25V23H50ZM79 24L80 23H78V25H77V27L76 28H78V26H79ZM148 24V23H147ZM228 24V23H227ZM59 25V24H58ZM69 25V24H68ZM145 25H146V23H145ZM144 25V26H145ZM148 25H151V24H148ZM218 25V24H217ZM224 25V24H223ZM229 25V24H228ZM50 26V25H49ZM49 26H48V29H49ZM76 26V25H75ZM143 26V27H144ZM61 27V26H60ZM62 27H63V25H62ZM69 27V26H68ZM73 28H74V26H72ZM112 26H110L109 27V29L111 28ZM146 27V26H145ZM148 27V30H149V28H151V26L149 27V26H147ZM225 27H226V25H225ZM229 27V26H228ZM232 27V26H231ZM246 27V26H245ZM70 28V27H69ZM75 28V29H76ZM80 28V27H79ZM78 28V29H79ZM63 29V28H62ZM61 28L59 29V30H62ZM74 29V30H75ZM143 29V28H142ZM223 29V28H222ZM244 29V28H243ZM5 30V26H4V23H2V21L0 22V32H3ZM68 30V29H67ZM76 31H79V30H76ZM110 31V30H109ZM149 31H151V29L149 30ZM220 31V30H219ZM225 31V30H224ZM223 31V32H224ZM242 31V30H241ZM244 31V32H245ZM34 32V31H33ZM32 32V33H33ZM66 32V31H65ZM68 32V31H67ZM233 32V31H232ZM236 32V31H235ZM243 32V33H244ZM31 33V35H33ZM35 33V32H34ZM59 33L60 34H62L60 31H59ZM77 33V32H76ZM145 32H144V30H143V32H142V34H144ZM1 34V33H0ZM9 34H10V32H9ZM65 34V33H64ZM68 35H69V33H67ZM78 34V33H77ZM149 34V33H148ZM147 33L145 34L146 35V37H147V35H148ZM225 34V33H224ZM231 34V33H230ZM233 34V33H232ZM30 35V36H31ZM79 35V34H78ZM110 35H111V33H110ZM10 36H12V33H11V35ZM9 36V38H11ZM71 35H69V38H68V36H67V39H70L71 37H70ZM73 36V35H72ZM239 36V34L237 33L235 36H233L232 38L231 37H226L225 39H224V44H229L230 42H232V40L234 39V38H237ZM58 37V36H57ZM63 37V36H62ZM142 37V36H141ZM143 37H144V35H143ZM1 38V37H0ZM8 38V39H9ZM59 38H60V36H59ZM66 38V37H65ZM73 38H74V36H73ZM72 38V39H73ZM111 38H112V36H111ZM4 39V38H3ZM55 39V38H54ZM106 39V38H105ZM143 39V38H142ZM209 39L212 41L213 39L215 40V38H213L211 35L209 36ZM71 40V39H70ZM161 41L163 40V39H160ZM244 40V39H243ZM6 41H9V40H6ZM10 41H12V40H10ZM54 40H52V42H51V44L52 43H54L53 42ZM56 41V40H55ZM59 41V40H58ZM58 41L55 43V44H57L58 43ZM112 41V40H111ZM141 41V40H140ZM145 41V40H144ZM105 42V41H104ZM147 42V41H146ZM10 43V42H9ZM9 43H6V44H9ZM109 43V42H108ZM145 43V42H144ZM106 44H107V41H106ZM161 44H162V42H161ZM212 46L214 47V48H218L219 46H217L219 43L218 42H216V43H213V41H212ZM244 44V43H243ZM57 45H59V44H57ZM56 45V46H57ZM141 45H142V43H141ZM140 45V49H141V46ZM7 46V45H6ZM52 46H53V44H52ZM55 46V45H54ZM53 46V47H54ZM55 46V47H56ZM107 46V45H106ZM106 46H104V44H103V47H104V49L106 48ZM143 46H145L144 44H143ZM147 46V45H146ZM162 46V45H161ZM223 46V45H222ZM58 47V46H57ZM224 47V46H223ZM250 47V48H251ZM139 48V47H138ZM162 48V47H161ZM213 48V49H214ZM240 48H242V46L240 47ZM112 48L110 47V50H111ZM140 49H138V50H140ZM147 49H149V48H147ZM163 49H162V52H163ZM143 50V49H142ZM142 50H141V52H142ZM144 50L146 51V49L144 48ZM215 50V49H214ZM221 50V49H220ZM24 51H25V49H24ZM23 51V52H24ZM26 51H27V49H26ZM44 51V50H43ZM105 51V50H104ZM41 52V51H40ZM134 52V51H133ZM132 52V53H133ZM140 52V51H139ZM161 52V53H162ZM241 52V51H240ZM25 53V52H24ZM42 53V52H41ZM25 54H28V52L27 53H25ZM104 54H106V53H104ZM103 54V55H104ZM109 55L108 56H110V54H111V51L108 53ZM147 54H149V53H147V52H145V55H147ZM163 54V53H162ZM29 55V54H28ZM107 55V54H106ZM106 55H104L103 57H104V59H102V60H104V62H105V56ZM112 55V54H111ZM150 55H151V53H150ZM253 55H254V53H253ZM40 56H43V54H41ZM163 56V55H162ZM19 57V56H18ZM21 57H23V56H21ZM25 57V56H24ZM102 57V58H103ZM111 57V56H110ZM16 58V57H15ZM151 58H152V56H151ZM154 58H156V56L154 57ZM248 58V57H247ZM255 58H256V55H255ZM255 58H252V59H255ZM24 59H26V57L24 58ZM109 60L110 58L108 57V58H106V60ZM165 59V58H164ZM20 60H22L21 58H20ZM107 60V61H108ZM126 60V59H125ZM146 60H148V59H146ZM17 61V60H16ZM124 61V60H123ZM164 61V62H165ZM97 62V61H96ZM142 62H145V60L144 61H142ZM149 62H150V59H149ZM151 62H153V61H151ZM155 62V61H154ZM22 64H23V62H21ZM106 63V62H105ZM108 64L109 63H106V65L108 66ZM143 65H144V63H142ZM110 65V64H109ZM239 65V64H238ZM95 66H97V65H95ZM148 66H150V64L148 65ZM160 66V65H159ZM22 67V66H21ZM102 67H104V66H102ZM104 69H105V67H104ZM144 69H146V68H144ZM143 69V70H144ZM151 69V68H150ZM108 70V69H107ZM152 70V69H151ZM155 70V69H154ZM157 70V69H156ZM100 71H101V69H100ZM104 71V70H103ZM102 71V72H103ZM148 71H149V69H148ZM101 72V73H102ZM150 72V71H149ZM161 72H163L162 71V69H161ZM1 73H3L2 71H1ZM100 73V72H99ZM109 73H110V71H109ZM108 73V74H109ZM151 73V72H150ZM156 73H158V72H156ZM148 75H149V73H148ZM125 76V75H124ZM231 76H232V74H231ZM1 78V77H0ZM148 78V77H147ZM4 78H2V81H4L3 80ZM192 79V78H191ZM200 80H201V78H199ZM225 79V78H224ZM137 80H138V78H137ZM149 80V79H148ZM0 81H1V79H0ZM2 81L0 82V85L2 84ZM6 81V80H5ZM129 81V80H128ZM127 81V82H128ZM143 81V80H142ZM221 81V80H220ZM223 81V80H222ZM225 81H226V79H225ZM126 82V83H127ZM139 82H141L140 80H139ZM144 82V81H143ZM9 83V82H8ZM122 83V82H121ZM145 83V82H144ZM143 83V84H144ZM3 84H6V83H3ZM139 83H137L136 85H138ZM143 84H141V85H143ZM203 84V83H202ZM69 85V84H68ZM121 85H123V84H121ZM126 85V84H125ZM124 85V87H126L127 85H129V84H127L126 86ZM147 85V84H146ZM5 86V85H4ZM131 86V85H130ZM129 86V87H130ZM138 86H140V84L138 85ZM9 87V86H8ZM71 87V86H70ZM74 87V86H73ZM122 88H124L123 86H121ZM147 87V86H146ZM1 88H3V86L1 87ZM6 88V87H5ZM15 88V87H14ZM121 88V89H122ZM126 88H128V87H126ZM131 89H132V87H130ZM139 87H137V90H139L138 89ZM143 88V87H142ZM11 89V88H10ZM9 89V90H10ZM15 89H17V88H15ZM14 89V90H15ZM1 90V89H0ZM3 90V89H2ZM122 90H124V89H122ZM122 90H120L121 92H124V91H122ZM127 90H130L129 88L128 89H125V93L127 92ZM135 90V89H134ZM214 90V89H213ZM14 92V91H13ZM129 92V91H128ZM134 92V91H133ZM8 93V92H7ZM129 93H131V92H129ZM11 94V92L9 91V93H8V98L9 97H11V96H9ZM16 95V94H15ZM107 94H105L104 93V96H106ZM121 95H123V93L121 94ZM216 95H217V93H216ZM130 96V95H129ZM129 96H128V98H129ZM103 97V96H102ZM120 97H122V96H120ZM125 97H127V95L125 96ZM125 97H123L124 99H125ZM16 98V97H15ZM96 98V97H95ZM104 98V97H103ZM127 98V99H128ZM132 99L133 98H136V97H131ZM12 99V98H11ZM107 99V98H106ZM123 99V100H124ZM132 99H131V101H132ZM155 99V100H154ZM194 99V100H195ZM9 100H10V98H9ZM77 100V99H76ZM93 100V99H92ZM11 101V100H10ZM78 101H80V98L78 99ZM95 101H96V99H95ZM94 101V103H96ZM97 101H99V100H97ZM101 101H103V99L101 100ZM121 101H122V99H121ZM242 101V100H241ZM104 102V101H103ZM106 102V101H105ZM125 102H127V101H125ZM134 102V101H133ZM139 102V103H138ZM148 102V103H149ZM238 102H239V100H238ZM80 103V102H79ZM100 103H102V102H100ZM119 103V102H118ZM121 103V102H120ZM119 103V104H120ZM135 103H136V101H135ZM117 104V103H116ZM128 104V103H127ZM131 104V103H130ZM144 104V103H143ZM146 104V103H145ZM158 104V103H157ZM222 104V103H221ZM121 105H123V104H121ZM149 105H152V102H151V104H149ZM232 105V106H233ZM124 106H126V105H124ZM144 106V105H143ZM147 106V105H146ZM146 106H144L145 108H146ZM154 106V105H153ZM148 108H149V106H147ZM115 108V107H114ZM125 108V107H124ZM133 108H134V106H133ZM138 108V107H137ZM137 108H135V109H137ZM153 108V107H152ZM152 108L151 109H149V113H150V110H152ZM160 108V107H159ZM196 108V107H195ZM243 108V107H242ZM61 109V108H60ZM62 109H63V107H62ZM61 109V110H62ZM127 109H128V107H127ZM126 109V110H127ZM130 109V108H129ZM201 109V108H200ZM235 109V108H234ZM236 109V111L231 115V117H233V120H231V119H229V118H227V119H229V120H227L226 118H224L225 120L224 121H222L221 120V122L219 123V125H218V123H217V126H218V133L216 134V136H217V138H215V139H206V138H203V136H201V138H203V141L202 142H200L201 143V145H199V146H194V144L193 145H188L189 147H187V145H186V147L180 152V153H178V160L174 163V166H172L173 167V169H172V181H171V185H170V190H168V192L165 194L166 196H165V199H164V205H162V206H165V211L163 212V213H161V214H164L163 216L165 217L164 219H165V227H168V228H171V227H174L175 226V228L178 226L177 224H179V220H180V218H182V217H184L188 212H189V209L188 208H190V205H189V207L185 204V203H191V202H194V203H196V205H198V208L200 209V213L198 214L199 216H197L196 214V219L195 220H198V221H201V219H203V221H201L199 224V226L197 227V226H195V224H194V226L196 227V229H198L199 230V235H197V236H199L198 237V239H196L195 238V236L193 237L195 240H197V242H199L200 243V245H202L201 243H206V245L208 244V246L211 248H215L214 250L216 251V249H219L220 247H222V246H220L221 245V243H220V245L218 244V243H216V241H217V238L218 237H220L221 239H222V235L221 234H223L222 232H219L220 234H219V236L217 235L218 233V230L216 231V227L217 226H220V225H217L216 223H215V225L214 226H216V227H214L213 225L211 226L208 222H205L206 220L204 219V218H202V210H204L205 208L204 207H206L208 204H210L211 202H214L215 200H216V202H217V199H219V197H218V193H219V189H220V187H221V181L220 180H214V181H211L210 180V178L211 177H209V171L211 170V168H212V165H213V163H222V162H224V161H226V160H228V151H230V149H233V148H231V147H233L232 145H233V137H234V135L236 134H234L233 135V133H234V131H233V127L231 126V124H230V121H234V122H236L237 120H240V115L242 114L243 115V113H241L240 114V111L239 110H237ZM15 110V109H14ZM112 110V112H113V108L111 109ZM155 110H156V108H155ZM161 110V109H160ZM196 110V109H195ZM199 110V109H198ZM15 111H18V110H15ZM136 111L137 110H133V112H132V114L134 113L136 116H138L137 115V113H136ZM139 112H140V109L138 110ZM180 111H181V109H180ZM264 111V110H263ZM61 112H63V111H61ZM64 112H65V110H64ZM111 112V111H110ZM128 112V111H127ZM129 112H130V110H129ZM128 112V113H129ZM138 112V113H139ZM160 112V111H159ZM242 112V111H241ZM15 112L13 111V113H12V115L14 114ZM17 113V112H16ZM58 113V112H57ZM115 113V112H114ZM128 113H125V114H128ZM146 113H148L147 111H146ZM65 115L67 114V112L66 113H64ZM161 114H163V113H161ZM64 115V116H65ZM68 115V114H67ZM113 115V113L111 114V116ZM116 115V114H115ZM134 115V116H135ZM147 115V114H146ZM154 115V114H153ZM159 115H160V113H159ZM158 115V116H159ZM195 115V114H194ZM249 115V116H248ZM13 116H15V115H13ZM60 116H62V117H60V119L62 120V118H63V113H62V115H60ZM75 116V115H74ZM77 116V115H76ZM75 116V117H76ZM128 116V115H127ZM161 116V115H160ZM209 116V115H208ZM240 116V117H239ZM15 117H17V116H15ZM67 117V116H66ZM69 117V116H68ZM67 117V118H68ZM115 117V116H114ZM116 117H118V116H116ZM139 117V116H138ZM245 117V116H244ZM247 117H246V119H247ZM59 118V117H58ZM141 118V117H140ZM242 118H243V116H242ZM241 118V119H242ZM77 119V118H76ZM75 119V120H76ZM118 119V118H117ZM125 119H128V120H130V121H126ZM245 118H243V120H244ZM260 119H263L262 117H260ZM13 120H15L14 119V117H13ZM65 120V119H64ZM64 120H62L61 122L63 123V121ZM67 120H70V119H67ZM112 120V119H111ZM140 120V119H139ZM147 120L149 121V123H151V122H153L154 123V118L152 119V117H151V115L149 114L148 115V117H147ZM156 120V119H155ZM160 120V119H159ZM242 121V120H241ZM258 122H259V120H257ZM65 122V121H64ZM68 122V121H67ZM77 122V121H76ZM121 122V121H120ZM156 123L158 122L157 120L155 121ZM234 122H232V124L234 123ZM246 122V121H245ZM249 122V121H248ZM253 122V123H252ZM252 122H250V123H252V124H254L255 122L254 121H252ZM257 122V123H258ZM111 122H109V124H110ZM114 123V122H113ZM152 123V124H153ZM242 123V122H241ZM247 123V122H246ZM250 123L248 124V125H250ZM254 124V127H255V125H258L259 126V124ZM261 123V122H260ZM71 124H73V123H71ZM243 124V123H242ZM60 125V124H59ZM68 125V124H67ZM69 125H70V123H69ZM141 125V126H140ZM64 126V124H62V126H60V129H61V127H63ZM146 126V125H145ZM151 126H153V125H151ZM260 126H261V124H260ZM260 126L258 127V128H260ZM49 127V126H48ZM65 127H66V124H65ZM113 127V126H112ZM114 127H116L115 125H114ZM149 127H150V125H149ZM246 127H247V125H246ZM249 127V126H248ZM54 128V127H53ZM109 128V127H108ZM117 128V127H116ZM115 128V129H116ZM206 128H207V126H206ZM262 128H263V124H262ZM262 128H261V130H262ZM49 129H50V127H49ZM56 129V128H55ZM60 129L58 130V131H60ZM110 129H112V128H110ZM119 129V128H118ZM117 129V130H118ZM216 129H217V127H216ZM248 129V128H247ZM250 129V128H249ZM62 130V129H61ZM73 130V129H72ZM71 130V131H72ZM75 130V129H74ZM120 130V129H119ZM123 130V129H122ZM246 130V129H245ZM44 131V130H43ZM51 131V130H50ZM55 131V130H54ZM259 131V130H258ZM263 131V130H262ZM61 132V131H60ZM59 132V133H60ZM67 132V131H66ZM77 132V131H76ZM243 132H244V130H243ZM251 132V131H250ZM54 133H56V135L58 134L57 132H54ZM62 133V132H61ZM65 133V132H64ZM245 133L246 132H244V135H245ZM248 133V132H247ZM254 133V132H253ZM253 133H252V136H250V137H252V138H255V137H253L254 135H253ZM262 133V132H261ZM66 134V133H65ZM64 134V135H65ZM71 134V133H70ZM69 134V135H70ZM119 134H122V133H119ZM204 134H205V127H204ZM203 134V135H204ZM249 135V134H248ZM248 135H246V137L248 136ZM263 135V134H262ZM42 137H40V139L38 140L39 141V144L41 143V144H43L44 143V139H43V134L41 135ZM61 136H63V134L61 135ZM71 136V135H70ZM120 136H122V135H120ZM50 137V136H49ZM64 137V136H63ZM72 137V136H71ZM204 137H205V135H204ZM261 137V136H260ZM12 138V137H11ZM11 138H10V140H11ZM200 138V139H201ZM248 138V137H247ZM258 138V137H257ZM15 139V138H14ZM118 139V138H117ZM117 139H115V140H117ZM251 139V138H250ZM261 139V138H260ZM262 139H263V136H262ZM17 140V139H16ZM36 140V139H35ZM53 140V139H52ZM58 140H59V137H58ZM66 140V139H65ZM72 140V139H71ZM121 140V139H120ZM124 139H122V141H123ZM202 140V139H201ZM252 140V139H251ZM254 140H256V138L255 139H253L252 141H254ZM259 140V139H258ZM19 141V140H18ZM46 141V140H45ZM61 141V140H60ZM75 141V140H74ZM74 141H72V142H74ZM117 141H119V139L117 140ZM116 141V142H117ZM263 140H261V144L258 142L257 144L258 145H256V146H258L257 148H254V149H256V155H258L259 154V152L261 153L263 150H264V141L262 142ZM11 142V141H10ZM43 142V143H42ZM50 142V141H49ZM49 142H47V143H49ZM256 142H257V140H256ZM12 143V142H11ZM16 143V142H15ZM14 143V144H15ZM19 143V142H18ZM38 143V142H37ZM35 144L36 146L38 145V144ZM46 143V142H45ZM51 143H53V142H51ZM114 143H115V141H114ZM20 144V143H19ZM70 144V143H69ZM73 144V143H72ZM190 144V143H189ZM17 145V144H16ZM16 145H15V149H16V151L18 150L17 148H16ZM14 146V145H13ZM19 146H21V144L19 145ZM39 146V145H38ZM43 146V145H42ZM44 146H45V144H44ZM49 146V145H48ZM69 146H71V145H69ZM123 146V144L122 145H120V147H122ZM254 146V145H253ZM255 146V147H256ZM72 147V146H71ZM75 147V146H74ZM11 148V147H10ZM45 148V147H44ZM116 148H117V145H116ZM124 148V147H123ZM40 149V148H39ZM66 149V148H65ZM65 149L63 150V151H65ZM117 149H119V148H117ZM70 150V149H69ZM213 150H215V151H213ZM15 151V152H16ZM43 151V150H42ZM62 151V152H63ZM71 151H72V149H71ZM118 151V150H117ZM117 151H115V152H117ZM126 151H128V150H126ZM258 151V152H257ZM14 152V153H15ZM254 152V151H253ZM11 153H12V151H11ZM34 153V152H33ZM33 153H32V155H33ZM52 153V152H51ZM65 153V152H64ZM111 153V155H113V152H110ZM118 153V152H117ZM127 153V152H126ZM245 153L246 152H244L243 153V156H246L245 155ZM263 153V152H262ZM262 153H261V155H262ZM40 155H41V153H40ZM43 155H44V153H43ZM48 155H49V152H48ZM53 155V154H52ZM65 155H66V153H65ZM64 155V156H65ZM110 155V156H111ZM45 156V155H44ZM43 156V157H44ZM47 156V155H46ZM54 156V155H53ZM60 156V155H59ZM101 156V155H100ZM105 156V155H104ZM104 156H103V158H104ZM116 156V155H115ZM259 156V155H258ZM264 156V155H263ZM32 157H34V156H32ZM52 157V156H51ZM96 157H98V156H96ZM96 157H95V159H96ZM114 157V156H113ZM120 157H121V155H120ZM46 158V157H45ZM52 158H54V157H52ZM60 158H62V157H60ZM68 158V157H67ZM66 157H65V159H67ZM102 158V159H103ZM108 158H109V156H108ZM115 159L114 160H116V157H114ZM143 158V157H142ZM256 158V156H255V154H253V159H255ZM33 159V158H32ZM46 159H49V157L48 158H46ZM64 159V160H65ZM111 159V158H110ZM109 159V160H110ZM117 159V160H118ZM260 159V161L262 160L261 158H259ZM50 160V159H49ZM68 160V159H67ZM89 160H91V159H89ZM147 160V159H146ZM236 160V159H235ZM263 160H264V158H263ZM30 161V160H29ZM34 161V160H33ZM96 161V160H95ZM98 161V160H97ZM96 161V162H97ZM104 161H105V159H104ZM103 161V162H104ZM119 161L120 160H118V163H116L117 165L119 164ZM259 161V165L257 164V166H258V172L257 173H255V171H254V173L255 174H253L252 175V181H253V187L252 188H249V189H251V191L249 192V195H248V193H247V195H248V198H247V200H245L246 202H245V205H243L242 203H240V202H238V200L236 201L235 199H237V198H235L234 200L236 201V202H232L233 203V206H232V209L234 210V212L231 214V215H227V218H224L223 220H222V223L225 225V226H229V229L231 230V231H229V229L228 228H226V229H228V231L229 232H231L232 233V231H237L240 227H239V225H238V222H239V220H240V218L242 217L241 215H245V216H247L248 218H249V215H251V213H254V210H252V205L254 204V203H256V201L259 199V197L261 196V195H263L262 193H264L263 192V189H264V163H261ZM35 162H36V159H35ZM38 162V161H37ZM49 162V161H48ZM47 162V165L49 164ZM55 162H56V160L54 159V164H55ZM59 162V161H58ZM60 162H61V159H60ZM91 162V161H90ZM99 162V161H98ZM106 162V161H105ZM111 162V161H110ZM117 162V161H116ZM142 162V161H141ZM157 162V161H156ZM155 162V163H156ZM158 162V163H159ZM196 162H199L200 163V167H198L197 168V173H198V176H196V177H192V176H190V173H192V172H190L189 173V171H192L191 170V168L192 167H194V163H196ZM233 162V161H232ZM1 163V162H0ZM40 162H38V164H39ZM51 163V162H50ZM57 163V162H56ZM66 163H68V162H66ZM102 163V162H101ZM114 163V162H113ZM113 163H112V165H113ZM154 163V162H153ZM152 163V164H153ZM154 163V164H155ZM254 162H252V164H253ZM36 164V163H35ZM35 164H34V166H35ZM52 164H53V162H52ZM100 164V163H99ZM115 164V163H114ZM151 164V163H150ZM152 164L150 165V166H152ZM2 165V164H1ZM19 165V164H18ZM57 166H58V164H56ZM56 165H55V167H56ZM63 165V164H62ZM98 164H96V166H97ZM102 165V164H101ZM120 165V164H119ZM118 165V166H119ZM173 165V164H172ZM244 165V164H243ZM243 165L240 163V162H234V163H232V165H230V167H229V170H228V172H229V177H230V179H231V183L233 184V185H237L238 184V182H239V180L241 179H244V176H246V174H248L247 173V168L245 169V168H243ZM25 166V165H24ZM24 166H22V168H24L25 169V167ZM31 166V165H30ZM37 166V165H36ZM39 166V165H38ZM53 166V165H52ZM96 166H94V167H96ZM159 166H161V165H159ZM199 166V165H198ZM54 167V166H53ZM53 167H52V169H53ZM60 167H62L61 165H60ZM63 167L65 168V166L63 165ZM98 167H99V165H98ZM105 167H107V166H105ZM113 167V166H112ZM171 167V168H172ZM16 168V167H15ZM20 168V167H19ZM41 168V167H40ZM167 168H168V165H167ZM196 168V167H195ZM46 169V168H45ZM52 169H49V167H48V170L49 171H47V172H50ZM55 169H58V168H55ZM93 169V168H92ZM95 169H99V168H95ZM110 169V168H109ZM115 169V168H114ZM257 169V168H256ZM5 170V169H4ZM65 170H66V168H65ZM111 170V169H110ZM153 170H154V168H153ZM164 170H165V168H164ZM196 169H194V171H195ZM199 170V171H198ZM244 170H246V171H244ZM34 171V170H33ZM44 171V170H43ZM58 171L60 172L61 171V169H58ZM57 171V172H58ZM95 171V170H94ZM98 171V170H97ZM103 171H104V169H103ZM253 171V170H252ZM45 172V171H44ZM55 172V171H54ZM53 171H52V173H54ZM64 172V171H63ZM66 172V171H65ZM100 172H102V169H101V171ZM108 172V171H107ZM111 172H112V170H111ZM155 172V171H154ZM13 172H11V174H12ZM15 173H17V172H15ZM14 173V174H15ZM39 173V172H38ZM37 173V174H38ZM46 173V172H45ZM56 173V172H55ZM54 173V174H55ZM94 173H97L96 171L94 172ZM106 173V172H105ZM249 173H251V172H249ZM5 174V173H4ZM18 174V173H17ZM17 174H15V175H17ZM36 174V175H37ZM57 174H59V173H57ZM64 174V173H63ZM63 174H61V175H63ZM67 174V173H66ZM103 174V173H102ZM117 175H118V173H116ZM145 174H146V172H145ZM142 175L143 177L144 176H147L148 177V175ZM149 174V173H148ZM156 174H157V172H156ZM194 174H195V172H194ZM193 174V175H194ZM46 175V174H45ZM51 175H53V174H51ZM95 175H97V174H95ZM109 175V174H108ZM107 175V176H108ZM111 175H113L114 176V174H112L111 173ZM121 175V174H120ZM120 175H119V179H122V178H120ZM121 175V176H122ZM150 175H152V174H150ZM196 175V174H195ZM194 175V176H195ZM39 176V175H38ZM44 176V175H43ZM47 176V175H46ZM102 176V175H101ZM106 176V175H105ZM116 176V175H115ZM142 176H141V179L143 180V178H142ZM37 177V176H36ZM54 177V176H53ZM118 177V176H117ZM123 177V176H122ZM153 177V176H152ZM155 177V176H154ZM159 177V176H158ZM17 178V177H16ZM22 178V177H21ZM40 178V177H39ZM56 178H57V175H56ZM65 178H66V175H65ZM109 178V177H108ZM249 178H251V177H249ZM248 178V179H249ZM127 179V178H126ZM126 179H122V180H124V182H125V180ZM129 179V178H128ZM130 179H131V177H130ZM135 179V178H134ZM162 179L163 180H166V175L164 174V175H162ZM247 179V180H248ZM16 180H18V179H16ZM25 180V179H24ZM24 180L22 181V183L24 182ZM37 180V179H36ZM41 180V179H40ZM133 180V179H132ZM138 181H139V179H137ZM136 180V181H137ZM142 180H140V181H142ZM159 180H160V178H159ZM246 180V181H247ZM21 181V180H20ZM27 181H28V179H27ZM58 181V180H57ZM117 181V180H116ZM118 181H120V180H118ZM168 181V180H167ZM242 181H244V180H242ZM107 182V181H106ZM122 182V181H121ZM126 182H127V180H126ZM131 182V181H130ZM144 182V181H143ZM163 182V181H162ZM166 182V181H165ZM22 183H21V186H22ZM99 183V182H98ZM111 183L112 182H109L108 184H110L111 185ZM114 183V182H113ZM145 183V182H144ZM147 183V182H146ZM251 183V182H250ZM97 184V183H96ZM95 184V185H96ZM106 184V183H105ZM115 184H117V182L115 183ZM115 184H112V185H114V186H112V187H115ZM119 184V183H118ZM132 184V183H131ZM130 184V185H131ZM134 184V183H133ZM142 184V183H141ZM100 185V184H99ZM120 185V184H119ZM137 186L136 187H139L138 186V184H136ZM21 186H19V187H21ZM29 186H31V185H29ZM105 186V185H104ZM129 185H127V187H128ZM134 186H135V184H134ZM141 186V185H140ZM45 187V186H44ZM147 187H148V184H147ZM236 187V186H235ZM42 188V187H41ZM98 188H99V186H98ZM116 188H118V186L116 187ZM119 188H121V187H119ZM118 188V189H119ZM141 188V187H140ZM245 188V187H244ZM56 189V188H55ZM106 189V188H105ZM122 189V188H121ZM136 189V188H135ZM149 189V188H148ZM183 189V190H182ZM247 189V188H246ZM35 190V189H34ZM38 190H39V188H38ZM53 190V189H52ZM58 190V189H57ZM56 190V191H57ZM94 190H95V188H94ZM94 190L92 189V187L90 188V189H88V193H90V195H92L93 193H96V192H94ZM120 190V189H119ZM126 190V189H125ZM143 190V189H142ZM141 190V192H143V193H146L145 191H142ZM99 191V190H98ZM122 191V190H121ZM148 191V190H147ZM35 192V191H34ZM37 192H39V191H37ZM42 192V191H41ZM40 192V193H41ZM101 192V191H100ZM127 192V191H126ZM128 192H130V191H128ZM133 192V191H132ZM9 193H10V191H9ZM39 193V194H40ZM114 193V192H113ZM112 193V194H113ZM117 193V192H116ZM118 193H119V191H118ZM122 193V192H121ZM134 193V192H133ZM140 193V192H139ZM142 193V194H143ZM147 193H149V192H147ZM146 193V194H147ZM36 194V193H35ZM58 194V193H57ZM86 194V193H85ZM98 194H100V193H98ZM102 195H103V193H101ZM111 194V196H113ZM141 194V195H142ZM146 194H143L144 196L146 195ZM150 194V193H149ZM6 195H8V194H6ZM105 195V197H104V199H103V201L104 200H106L105 202H108V201H110V198L108 199V201H107V199H105V198H107L106 196L108 195H106V194H104ZM103 195V196H104ZM115 195V194H114ZM118 195V194H117ZM117 195H115V196H117ZM127 195V194H126ZM125 195V196H126ZM129 195H131V194H129ZM246 194H245V196H247ZM46 195H44V197H45ZM93 196V195H92ZM122 196H123V193H122ZM138 196H139V194H138ZM143 196V197H144ZM6 197V196H5ZM56 197V196H55ZM57 197H59L58 195H57ZM84 197H85V195H84ZM88 197V196H87ZM87 197H86V201H84V202H86V204L84 205V207H83V209H82V211H84L83 213H84V215H86V213L88 212L87 211V209H88V207L90 206V203H94V201H93V197H92V202H90V198L87 200ZM109 197V196H108ZM118 197V199H119V196H117ZM130 197V199H131V197L132 196H129ZM142 197V196H141ZM142 197V198H143ZM159 198L161 197V196H158ZM163 197V196H162ZM239 197V196H238ZM262 197V196H261ZM10 198V197H9ZM38 198V197H37ZM41 198V197H40ZM47 198H48V196H47ZM52 198H53V196H52ZM51 198V199H52ZM103 198V197H102ZM113 198V197H112ZM122 198V197H121ZM125 198V200H127V196L126 197H124ZM222 198V197H221ZM114 199V198H113ZM129 199V198H128ZM138 199H140V198H138ZM144 199V198H143ZM142 199V200H143ZM244 199H245V197H244ZM243 199V200H244ZM43 200V199H42ZM47 200V202L49 203V200L48 199H46ZM57 199H55V201H56ZM125 200H123V206H124V209H125ZM147 200V199H146ZM162 200V199H161ZM31 201V200H30ZM51 201V200H50ZM98 201H99V199H98ZM97 201V202H98ZM100 201H101V197H100ZM112 201V200H111ZM114 201V200H113ZM116 201V200H115ZM135 201L137 202V200L135 199L133 202H134V204H135ZM148 201H149V198H148ZM219 201V200H218ZM223 201V200H222ZM221 201V202H222ZM233 201V200H232ZM5 202V201H4ZM40 202H41V200H40ZM43 202V201H42ZM45 202V201H44ZM43 202V203H44ZM54 202V201H53ZM57 202V201H56ZM82 202V201H81ZM80 202V203H81ZM122 202V201H121ZM126 202H128V201H126ZM132 202V203H133ZM138 202H139V200H138ZM145 202V201H144ZM143 202V203H144ZM156 202V201H155ZM163 202V201H162ZM258 202V201H257ZM58 203V202H57ZM83 203V202H82ZM109 203V202H108ZM110 203H112V202H110ZM146 203H147V201H146ZM215 203V202H214ZM223 203V202H222ZM6 204H8V203H6ZM34 204H36L35 202H34ZM38 204V203H37ZM46 204V203H45ZM97 204V203H96ZM118 204V203H117ZM117 204H116V206H117ZM120 204H122V203H120ZM129 204V203H128ZM128 204H127V206L126 207H128ZM142 204V203H141ZM145 204V203H144ZM152 204H155V203H153L152 202ZM192 204V203H191ZM26 205V204H25ZM48 205V204H47ZM83 205V204H82ZM92 205V204H91ZM112 205H114V204H112ZM136 205V204H135ZM157 205V204H156ZM156 205H154L155 207H157ZM219 205V204H218ZM10 206H11V204H10ZM57 206V205H56ZM77 206V205H76ZM79 206V205H78ZM94 206V205H93ZM100 206V205H99ZM101 206H102V204H101ZM108 206H110V205H108ZM122 206V205H121ZM123 206H122V208H123ZM139 206V205H138ZM5 207H6V205H5ZM30 207V206H29ZM42 207V206H41ZM95 207V206H94ZM155 207H154V209H155ZM191 207H193V206H191ZM8 208H9V206H8ZM40 208V207H39ZM51 208V207H50ZM55 208V207H54ZM79 208V207H78ZM77 208V210H79ZM113 207L111 206V208L110 209H112ZM116 208V207H115ZM114 208V209H115ZM120 208V207H119ZM119 208H117L118 210H119ZM130 208V207H129ZM128 208V209H129ZM139 208V207H138ZM194 208V207H193ZM6 209V208H5ZM27 208H25V210H26ZM43 209V208H42ZM45 209H46V207H45ZM52 209V208H51ZM76 209V208H75ZM114 209H113V211H114ZM127 209V208H126ZM157 209V208H156ZM49 210V209H48ZM47 210V211H48ZM53 210H55V209H53ZM76 210V211H77ZM89 210H91V209H89ZM106 210H109V208H107L106 207ZM105 210V211H106ZM133 210H134V208H133ZM27 211V210H26ZM26 211H25V213L24 214H26L25 216H26V220H27V217H28V215L29 214H27L26 213ZM96 211H97V209H96ZM102 211V210H101ZM110 211V210H109ZM109 211H107V212H109ZM113 211H112V213H113ZM122 211V210H121ZM120 211V212H121ZM126 211V210H125ZM128 211V210H127ZM136 211V210H135ZM158 211V210H157ZM253 211V212H252ZM13 212V211H12ZM34 212V211H33ZM38 212H39V210H38ZM41 212V211H40ZM43 212V211H42ZM72 212V211H71ZM70 212V213H71ZM78 212V211H77ZM92 212H94V210H91V214H93ZM116 211H114V213H115ZM119 212V211H118ZM132 212V211H131ZM138 211H136V213H137ZM160 212V211H159ZM158 212V213H159ZM162 212V211H161ZM232 212V211H231ZM37 213V212H36ZM35 213V214H36ZM48 213H51V212H48ZM65 213V212H64ZM82 212L80 211V213L79 214H81ZM96 213H98V212H96ZM111 213V212H110ZM113 213V214H114ZM117 213V212H116ZM115 213V214H116ZM122 213H124V212H121L119 215H121ZM130 213V211H128L127 213L125 212V214H129ZM158 213H156V215L158 214ZM177 213H179L178 215H177ZM221 213H223V212H221ZM9 214V213H8ZM24 214H23V216H24ZM47 213H45V215H46ZM66 214V213H65ZM79 214H78V216H79ZM109 214V213H108ZM125 214H123L124 216H125ZM132 214V213H131ZM42 215V214H41ZM49 215H51V214H49ZM49 215H47V216H49ZM75 215H77V214H75ZM95 215H100V214H95ZM102 215H104V213L102 214ZM159 215V214H158ZM194 215V216H195ZM217 216H218V214H216ZM223 215V214H222ZM252 215H254V214H252ZM10 216V215H9ZM40 216V215H39ZM64 216V215H63ZM89 216V215H88ZM88 216H86V217H88ZM109 216V215H108ZM124 216H122L123 218V221H125L124 220ZM162 216V215H161ZM188 216V215H187ZM194 216H192V217H194ZM203 216H205V213H203ZM211 216V215H210ZM244 216V217H245ZM16 217V216H15ZM70 217V216H69ZM80 217V216H79ZM86 217H85V219H86ZM92 217V216H91ZM91 217L89 216V218H90V222H91ZM96 217V216H95ZM95 217H93V218H95ZM128 217V216H127ZM136 217V216H135ZM207 217V216H206ZM212 217V216H211ZM225 217V216H224ZM251 217V216H250ZM29 218H31V217H29ZM43 218V217H42ZM54 218V217H53ZM65 218V217H64ZM72 218V217H71ZM81 218H82V215H81ZM102 218V217H101ZM100 218V219H101ZM155 218V217H154ZM162 218V220H163V217H161ZM195 218V217H194ZM25 219V218H24ZM34 219H36V218H34ZM38 219H39V217H38ZM80 219V218H79ZM97 219H99L98 218V216H97ZM117 220H119V218L117 217L116 218ZM128 219V218H127ZM141 219V218H140ZM190 219V218H189ZM191 219H193V218H191ZM213 219V218H212ZM211 219V220H212ZM247 219V218H246ZM87 220H88V218H87ZM102 220V219H101ZM106 220V219H105ZM136 220V219H135ZM185 220H187V219H185ZM194 220V219H193ZM205 220V221H204ZM251 221H252V219H250ZM249 220V221H250ZM9 221V220H8ZM23 221H25V220H23ZM32 221H33V218H32ZM42 221V220H41ZM44 221H46V220H44ZM44 221H43V223H44ZM96 221V220H95ZM98 221V220H97ZM114 221V220H113ZM120 221V220H119ZM138 221V220H137ZM137 221H135V222H137ZM209 221V220H208ZM247 221V220H246ZM47 222V221H46ZM62 222V221H61ZM65 222V221H64ZM73 222V221H72ZM80 222H81V220H80ZM85 222H86V224H90V222L88 223V221H86L85 220ZM118 222V221H117ZM134 221H133V224L135 223ZM140 222V221H139ZM156 222V221H155ZM210 222H212V221H210ZM215 222V221H214ZM240 222H241V220H240ZM239 222V223H240ZM248 222V221H247ZM253 222V221H252ZM251 222V223H252ZM257 222V221H256ZM22 223V222H21ZM31 223V222H30ZM28 224V225H32V224ZM34 223V222H33ZM42 223V224H43ZM76 223V222H75ZM95 223V222H94ZM99 223H100V221L98 222V225H99ZM103 223V222H102ZM104 223H105V221H104ZM103 223V224H104ZM125 223H126V221H125ZM195 223H196V221H195ZM221 223V224H222ZM242 223V222H241ZM249 223V222H248ZM5 224H6V213H5V211H3V210H1L0 209V227H1V229L3 230V228L5 227ZM9 225H10V223H8ZM12 224V223H11ZM24 224V223H23ZM37 224V223H36ZM47 224V223H46ZM74 224V223H73ZM81 224V223H80ZM79 224V225H80ZM91 224H92V222H91ZM96 225H97V222L95 223ZM111 224H113L112 222H111ZM111 224H109L110 226H111ZM128 224V223H127ZM137 224V223H136ZM155 224V223H154ZM198 224V223H197ZM250 224V223H249ZM248 224V225H249ZM8 225V228L10 227ZM22 225V224H21ZM71 225V224H70ZM79 225H77V223H76V226H79ZM95 225V226H96ZM114 225V224H113ZM141 225V224H140ZM177 225V226H176ZM15 226V225H14ZM13 226V227H14ZM23 226V225H22ZM26 226V225H25ZM62 226H63V224H62ZM87 226V225H86ZM85 226V224H84V227H82L80 230L79 229H77V231L79 230L80 231V233H78L77 231V234H79L78 235V239H79V246H80V248L81 249H79L80 251L82 250V252H83V255L85 254V255H88V256H92V259L90 258L87 262L85 261H83L84 263L83 264H108V263H111L110 261L112 260V252H114V251H112L114 248H111L112 246H110L111 245V243H113V242H111L110 243V241H111V239H112V237H118V236H116V230L114 229L115 228V226L113 227V226H111L112 228V230L110 229V231H109V234L107 233H105L106 235H108L107 237H106V235H105V240L103 241V243H102V241H100L98 238H96V234H97V232H95L96 231V229L95 228H93V229H95V231H94V233H93V229L90 231L89 229H87L88 227H86ZM89 226V225H88ZM93 226H94V224H93ZM93 226H91V227H93ZM100 226H102L101 224H100ZM136 226H138V225H136ZM191 226H193V224L191 225ZM263 226H264V224H263ZM263 226H261L260 225V223L258 224V222L257 223H255V221H254V224H252L251 225V228H252V231H253V234L254 235H256L258 238H259V241H261L260 239L262 238L261 237V232H262V230H261V227H263ZM11 228V230H13L14 228ZM80 227V226H79ZM90 227V226H89ZM90 227V228H91ZM98 227V226H97ZM103 227V226H102ZM120 227V226H119ZM180 227V226H179ZM195 227H194V231H195ZM239 227V228H238ZM245 227H247V225L245 226ZM249 227V226H248ZM10 228L8 229V231L10 230ZM42 229L44 228V227H41ZM62 228V227H61ZM65 227H63V229H64ZM77 228V227H76ZM100 228V227H99ZM99 228H98V236H100V234H99ZM127 228V227H126ZM136 228V227H135ZM140 228V227H139ZM221 228V227H220ZM250 228V227H249ZM264 228V227H263ZM25 229V228H24ZM36 229H38L37 228V226H36ZM47 229V231H48V228H46ZM46 229H45V231H46ZM102 229V228H101ZM134 229V228H133ZM141 229V228H140ZM139 229V230H140ZM174 229V228H173ZM190 229V228H189ZM217 229H219V228H217ZM6 230V229H5ZM15 230V229H14ZM23 230V229H22ZM44 230V229H43ZM71 230V229H70ZM76 229H74V231H75ZM142 230V229H141ZM193 230V229H192ZM191 230V231H192ZM224 231V233H225V229H223ZM37 231V230H36ZM45 231H44V233H45ZM73 231V232H74ZM102 230H100V232H101ZM190 231V230H189ZM219 231H220V229H219ZM227 231V233L225 234V236H227V234L229 233ZM246 231H248V230H246ZM246 231H244V232H246ZM6 231H4V233H5ZM12 232V231H11ZM24 232H25V230H24ZM40 232V233H39ZM39 232H37L38 233V235H41V230L39 231ZM51 232V231H50ZM57 232H59V231H57ZM64 232H65V234H66V236H68V233H66V230H64ZM70 232V231H69ZM131 232V231H130ZM132 232H134V231H132ZM138 232V231H137ZM215 232H216V235L218 236L217 238H214L215 236H214V234H215ZM243 232V231H242ZM251 232V230H249V233ZM263 232H264V230H263ZM262 232V234H264ZM9 233V235H10V232H8ZM8 233H6V234H8ZM16 233V232H15ZM14 233V235H16ZM17 233L18 234H20L19 232H18V230H17ZM27 233V232H26ZM31 233H33V232H31ZM43 233V232H42ZM49 233V232H48ZM47 233V234H48ZM75 233V232H74ZM124 233H126V232H124ZM129 233V232H128ZM128 233H126V235L128 234ZM135 233V232H134ZM142 233H143V231H142ZM193 233V232H192ZM195 233H196V231H195ZM231 233H229V234H231ZM6 234H5V236H6ZM11 234H13V233H11ZM17 234V235H18ZM22 234V233H21ZM29 234H30V232H29ZM34 234H36V232H34ZM46 234V233H45ZM45 234L43 235V236H45ZM46 234V236H48ZM51 234V233H50ZM72 234V233H71ZM76 234V233H75ZM115 234V235H114ZM163 234V233H162ZM198 234V233H197ZM228 234V235H229ZM8 235V236H9ZM16 235V236H17ZM31 235V234H30ZM37 235V234H36ZM35 235V236H36ZM38 235H37V238L39 239V237H38ZM59 235V234H58ZM57 234H56V239H58L57 238V236H58ZM69 235H70V233H69ZM117 235H118V233H117ZM142 235V234H141ZM193 235V234H192ZM196 235V234H195ZM236 235H237V233H236ZM242 235H243V233H242ZM247 235V234H246ZM245 235V236H246ZM52 236H54V235H52ZM52 236H51V238H52ZM66 236H65V239H66ZM128 236H129V234H128ZM132 236H134V235H132ZM143 236V235H142ZM145 236V235H144ZM165 236H167L166 234H165ZM225 236H223L224 237V241H225ZM231 236V235H230ZM244 236V237H245ZM15 237V236H14ZM20 237V236H19ZM50 237V236H49ZM62 237V236H61ZM69 237H71V235L69 236ZM137 237V236H136ZM135 237V238H136ZM190 237H192V236H190ZM233 237V236H232ZM243 237V238H244ZM247 237H248V235H247ZM1 238V237H0ZM35 238V237H34ZM33 238V239H34ZM44 238H46V237H44ZM74 238H75V236L73 237V241H74ZM102 238V237H101ZM100 238V239H101ZM134 238V237H133ZM138 238V237H137ZM158 238H160L161 239V237H158ZM163 238V237H162ZM165 238V237H164ZM167 238V237H166ZM166 238H165V240H166ZM189 238V237H188ZM228 238V237H227ZM226 238V240H228ZM246 238V237H245ZM9 239H12V236L10 235V238H8V240ZM41 239H42V237H41ZM96 239L97 240H99V243L101 242L102 243V245L101 246H98L97 244V242H96ZM103 239V238H102ZM114 239V238H113ZM216 241H215V240ZM230 239V238H229ZM232 239H234V238H232ZM232 239H230V241L232 240ZM236 239H237V236H236ZM247 239V238H246ZM245 239V240H246ZM250 239V238H249ZM21 240H22V237H21ZM21 240H20V238L19 239H17V238H14V239H12V241H10L9 240V242H7V243H5V245L2 247V249H1V254H2V257L3 258H5L7 261H8V263L9 264H42L41 262H44V264H48V262L49 261H52V259L50 260V258H49V256H47L48 258H49V260H48V258H46L45 259V261H41V259H42V251H41V247H43L42 246V242L41 241H37V243L34 245V244H31V242H30V244H31V246H33L34 245V247L32 248L31 246V249L30 248H28L29 250H22V251H19L20 249H19V243H21ZM26 240H27V238H26ZM45 240H47V238L46 239H42V241H43V243L45 244ZM52 240H54L53 238H52ZM134 240V239H133ZM137 240H139V239H137ZM157 240V239H156ZM163 239H161V241H162ZM190 240V239H189ZM195 240H194V243H195ZM219 240V239H218ZM253 240V239H252ZM1 241V240H0ZM23 241V240H22ZM29 241H31V239L29 240ZM48 241H49V244H52V242H54V241H51L50 239H48ZM66 241V240H65ZM71 241H72V238H71ZM75 241H76V238H75ZM144 241V240H143ZM149 241V240H148ZM158 241H159V239H158ZM157 241V242H158ZM158 242L159 244L157 245V247H158V249L160 250V253H161V251H167V250H164V248H163V245H164V247H165V244H163L162 245V242L164 241H162V242ZM167 241V240H166ZM192 241V240H191ZM190 241V242H191ZM26 242V241H25ZM35 242H36V239H35ZM60 242V241H59ZM120 242V241H119ZM136 242V241H135ZM140 242V241H139ZM182 242V241H181ZM219 242H220V240H219ZM228 242V241H227ZM227 242H224V244L225 243H227ZM231 242H234V241H231ZM230 242V243H231ZM235 242H236V240H235ZM250 242V241H249ZM1 243V242H0ZM55 243V242H54ZM53 243V245H55V244H57V243H55L54 244ZM74 243H76V242H74ZM128 243V242H127ZM151 243V242H150ZM153 243V242H152ZM151 243V244H152ZM156 243V242H155ZM155 243H153V244H155ZM244 243V242H243ZM246 243V242H245ZM23 245L25 244V243H22ZM48 244V245H49ZM72 244V243H71ZM153 244L151 245V246H153ZM173 244V243H172ZM184 244H186L185 242H184ZM183 244V245H184ZM228 244V243H227ZM231 244H233V243H231ZM46 245V244H45ZM57 245H59V244H57ZM61 245V244H60ZM118 245V244H117ZM195 245V244H194ZM205 245V244H204ZM222 245H223V243H222ZM239 244H237V246H238ZM250 245H252L253 247L252 248H254V247H256L257 246V241L256 242H252L251 241V244ZM64 246V245H63ZM75 246H77V244L76 245H74V247ZM116 246V245H115ZM121 246L122 245H120V248H121ZM127 246V245H126ZM125 246V247H126ZM175 246H177L176 244L174 245V247ZM179 246H180V243H179ZM207 246V247H208ZM224 246H226V245H224ZM230 246V245H229ZM229 246H228V248H229ZM235 246H236V244H235ZM241 246H243V245H241ZM246 246V245H245ZM53 246L51 245V248H52ZM55 247H58V246H56L55 245ZM54 247V248H55ZM65 247V246H64ZM73 247V248H74ZM124 247V246H123ZM124 247V248H125ZM173 247V246H172ZM181 247V249H180V251L182 250V246H180ZM180 247H178V248H180ZM202 247H203V245H202ZM208 247V248H209ZM233 247V246H232ZM46 248V247H45ZM44 248V249H45ZM50 248V247H49ZM117 248V247H116ZM154 248V247H153ZM177 248V247H176ZM177 248V249H178ZM184 248V247H183ZM195 248V247H194ZM193 248V249H194ZM204 248H206V247H204ZM203 248V249H204ZM208 248H207V251L204 249V251L202 250V248H201V250H202V252L204 253V255H205V251H206V253L208 252ZM226 248V247H225ZM225 248H223L224 249V251H225ZM230 248H231V246H230ZM245 248V247H244ZM43 249V248H42ZM53 249V248H52ZM64 249H67L66 247L64 248ZM146 249V248H145ZM163 249V250H162ZM165 249H166V247H165ZM169 249H170V247H169ZM187 249V248H186ZM227 249V248H226ZM240 249L241 248H239V253H240ZM55 250H56V248H55ZM75 250V249H74ZM77 250H78V248H77ZM76 250V251H77ZM116 250H118L119 251V249H116ZM126 250V249H125ZM152 250V249H151ZM156 249H154L153 251H155ZM173 250V249H172ZM174 250L176 251V249L174 248ZM195 250V249H194ZM200 250V251H201ZM221 250H222V248H221ZM229 250V249H228ZM242 250H246V249H243L242 248ZM242 250H241V252H242ZM258 250V249H257ZM52 251V250H51ZM50 251V252H51ZM57 251V250H56ZM61 251H62V249H61ZM65 251V250H64ZM67 251V250H66ZM80 251H79V253H80ZM128 251V250H127ZM157 251V250H156ZM155 251V252H156ZM171 251V250H170ZM175 251H173V252H175ZM183 251H184V249H183ZM195 251H198V249H196ZM223 250L221 251V252H224ZM227 251V250H226ZM226 251H225V253H226ZM233 251V250H232ZM237 250H236V248L234 249V252H236ZM53 252V251H52ZM52 252H51V254H52ZM75 252V251H74ZM121 252V251H120ZM119 252V253H120ZM123 252V251H122ZM172 252V253H173ZM187 252H188V250H187ZM187 252H186V255H187ZM190 252V251H189ZM212 252V251H211ZM214 252V251H213ZM219 252V254L221 255V253H220V251H218ZM218 252L217 253H214L215 255H218ZM77 253V252H76ZM78 253V254H79ZM115 253V252H114ZM113 253V254H114ZM164 253V252H163ZM195 252H192V254L191 255H193ZM49 254V253H48ZM56 254V253H55ZM62 254V253H61ZM67 254V253H66ZM66 254H64V256L66 255ZM70 254V257H71V253H69ZM74 254V253H73ZM77 254V255H78ZM125 254H126V252H125ZM165 254V253H164ZM173 254H176V253H173ZM177 254L179 255V256H177V255H175V256H177V258H179V260H180V264H182V262H181V260H182V258H180V255L182 254V251H181V253L179 254V252H177ZM199 254H202L201 252L199 253ZM198 254V255H199ZM228 254V253H227ZM231 254V253H230ZM233 254V253H232ZM236 254V253H235ZM46 255H47V253H46ZM81 255V256H80ZM79 256L80 257H82V254H80ZM115 255V254H114ZM185 255V254H184ZM185 255V256H186ZM190 255V256H191ZM197 254L195 253L194 254V256H196ZM210 254L208 253V256H209ZM215 255H213V256H215ZM234 255V254H233ZM122 256V255H121ZM120 256V257H121ZM127 256V255H126ZM130 256V255H129ZM145 256H147V255H145ZM160 256H161V254H160ZM175 256H173V257H175ZM193 256V257H194ZM54 257H56V255L54 256ZM63 257V256H62ZM65 257H67V255L65 256ZM64 257V258H65ZM115 257V256H114ZM125 257V256H124ZM133 257V256H132ZM150 257V256H149ZM171 257V256H170ZM173 257H172V259H171V262L173 261ZM182 257V256H181ZM205 257V256H204ZM206 257H207V254H206ZM211 257V256H210ZM209 257V258H210ZM219 257V256H218ZM223 257H224V254H223ZM222 257V258H223ZM52 258V257H51ZM64 258H62V260L64 259ZM72 259H74V258H76L77 259V257L76 256H74V258L73 257H71ZM176 258V257H175ZM189 258V257H188ZM195 258H198L199 259V256L198 257H195ZM200 258H203V257H200ZM208 258V257H207ZM206 258V259H207ZM215 258V257H214ZM57 259V258H56ZM68 258H66V260H67ZM75 259V260H76ZM78 259H81V258H78ZM77 259V260H78ZM128 259V258H127ZM136 258H134V260H135ZM151 259V258H150ZM149 259V260H150ZM155 259L156 258H154L153 260V262H150V263H147L146 262V264H160V262H159V260L158 261H155ZM158 259H159V257H158ZM161 259V258H160ZM197 259V260H198ZM211 259V258H210ZM215 259H217V256H216V258ZM219 259V258H218ZM43 260V259H42ZM65 260V261H66ZM83 260V259H82ZM81 260V261H82ZM115 260V259H114ZM128 260H130V262H131V258L130 259H128ZM128 260H125V262L126 261H128ZM134 260H132V262L134 261ZM152 260V259H151ZM150 260V261H151ZM157 260V259H156ZM175 260H178V259H175ZM193 260V259H192ZM195 260V259H194ZM193 260V261H194ZM205 260V259H204ZM214 260V259H213ZM41 261V262H40ZM69 261H70V259H69ZM117 261H118V259H117ZM170 261V260H169ZM185 261V260H184ZM196 261V260H195ZM199 261V260H198ZM207 261H208V259H207ZM210 262H211V260H209ZM3 262V261H2ZM53 262V261H52ZM56 262H57V260H56ZM62 263H63V261H61ZM68 262V261H67ZM123 262H124V260H123ZM122 262V263H123ZM131 262V263H132ZM174 262V261H173ZM177 263L179 262V261H176ZM186 262V261H185ZM197 262V261H196ZM195 262V264H197ZM50 263V262H49ZM59 263H60V261H59ZM61 263V264H62ZM115 263H117V262H114V264ZM119 263H120V261H119ZM126 263H129V262H126ZM142 263V262H141ZM140 263V264H141ZM170 263V262H169ZM176 263V264H177ZM204 264V262H198V264ZM209 263V262H208ZM263 263V262H262ZM4 264V263H3ZM6 264V263H5ZM51 264V263H50ZM64 264V263H63ZM68 264V263H67ZM69 264H78V263H69ZM79 264H80V262H79ZM82 264V263H81ZM139 264V263H138ZM143 264V263H142ZM171 264V263H170ZM175 264V263H174ZM189 264V263H188ZM192 264H194V262H192ZM210 264V263H209ZM264 264V263H263Z\"/></svg>",
	"mask_w": 264,
	"mask_h": 264
}]
</instances>
